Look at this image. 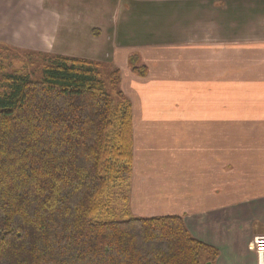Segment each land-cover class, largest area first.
<instances>
[{"label":"crops","instance_id":"0c3cea01","mask_svg":"<svg viewBox=\"0 0 264 264\" xmlns=\"http://www.w3.org/2000/svg\"><path fill=\"white\" fill-rule=\"evenodd\" d=\"M34 1L38 0H0V28L8 32L17 27L15 12L24 22L35 16L42 23L58 15L59 23L53 25L56 45L68 33L77 44L93 40L92 31L111 26L115 14L111 0L100 2L99 9L81 0L54 6L41 0L35 7ZM124 1L117 0L115 8ZM212 4L199 0L196 13L230 7L226 11H232L238 22L229 28L244 25L239 17L243 11L249 14L252 30L264 31V0ZM103 12L110 16L104 25L80 17ZM170 15L176 22L173 40L166 39L163 23L151 27L150 34L139 37L131 32L124 40L114 25L107 47L96 44L80 51L59 44L58 53L109 58L120 69V88L132 106L130 212L140 217L182 216L195 238L219 250L215 264H264V252L248 248L251 240L264 234V39L250 43L245 51L239 45L225 48L217 40L210 44L203 39L204 32L219 30L220 24L208 19L205 24L190 23L187 12ZM177 20L188 24L181 28ZM33 30L30 25L24 34L31 36ZM36 39L44 47V35ZM134 66L145 67V72H136ZM254 168L258 173L252 172ZM230 171L236 179L226 181Z\"/></svg>","mask_w":264,"mask_h":264},{"label":"trees","instance_id":"16d2710c","mask_svg":"<svg viewBox=\"0 0 264 264\" xmlns=\"http://www.w3.org/2000/svg\"><path fill=\"white\" fill-rule=\"evenodd\" d=\"M41 60L38 76L0 75V264H215L219 250L182 216H135L125 195L118 219L103 201L133 164L119 70L106 77L100 62L63 54Z\"/></svg>","mask_w":264,"mask_h":264},{"label":"rangeland","instance_id":"374dc122","mask_svg":"<svg viewBox=\"0 0 264 264\" xmlns=\"http://www.w3.org/2000/svg\"><path fill=\"white\" fill-rule=\"evenodd\" d=\"M63 0H51V1H46L47 6H54V3H60ZM117 0H111V10L114 11V15L111 16L112 23L111 26L109 24L108 27H102L103 31H98L97 29L95 32H91L92 36L94 37L93 40L86 41L83 40L81 41V37L79 35L78 37V43H75L72 41V38L70 37L71 35L65 34L61 40L58 41V45L60 44L61 48H74L75 50H88L94 45L107 47L109 44V39L110 36H112V27L115 25L113 30H116L118 32V37L120 39L127 38V36L132 32V34H137L136 36L142 37L139 34L147 33L150 34L152 33V28L153 26L157 25V23H163L165 29L168 31L166 32L165 36L166 39L173 40V32L171 29H174V26H176V22L170 19L172 16L170 15L172 11H176L177 13H186L187 15H191L189 19L191 20L190 23H200V24H205L208 23L207 19L210 20V23L216 22V24H220V26L217 25V28L219 27V30H211L207 31L206 34L204 32L203 34V39L205 41H208L210 44L213 42H216V40L219 42L218 45H221L222 47L227 48L228 46L232 45H239L242 47V50L245 51L244 47H247L250 43H256L259 41H262L264 39V31L263 30H258L254 31L251 29L249 21V14L243 13V11L237 15L241 19L242 27L240 29L234 30L229 27L233 26V22L237 23V19H235L234 14L232 11H226L229 10L230 7H226L224 2H228L230 0H208L210 4L213 2L215 3H221V7L225 6V9L218 11L215 9H211V14L208 13H202L201 11L199 14H197V7H195V4L199 2V0H125L123 3L119 4V8H115ZM234 1H242L244 2L245 0H234ZM41 0L34 1L33 6L35 7V4L38 3L40 4ZM81 2L85 6H92L94 4H97V8H101L99 5L100 2H104V0H81ZM224 4V5H223ZM106 5V4H104ZM213 5V4H212ZM73 6V3H72ZM109 5L105 6L108 7ZM212 8V7H211ZM131 9V10H130ZM166 10L168 13L167 15H155L154 12L155 10ZM210 9V8H209ZM231 10V9H230ZM249 12L248 10H246ZM226 12V13H225ZM19 13V12H18ZM97 13V9L96 12ZM4 14V13H1ZM14 14V13H13ZM168 15H170L168 17ZM262 16V15H261ZM16 19L17 17V27H10L9 31L7 32L5 28H0V75L4 72H11L15 69H19L21 72H26V71H31L33 73V76H38L40 69L42 67L43 61L42 55L43 54H60L58 53V45H56L55 39H54V32L55 29H53V25L58 24V19L60 16L58 15H53L47 17V19L41 23L37 18L34 16L33 19L29 18L27 19L28 22H24L23 16L17 14L15 12V15L13 16ZM63 18V16H61ZM81 19L85 20H97L98 22L101 21L102 24L104 25L105 23L108 22V18L110 16L106 15L104 12L100 14H96L94 16H89V15H81ZM223 17L224 20L223 21ZM168 18V19H166ZM13 19V20H14ZM181 19V18H180ZM217 19V20H216ZM171 20V21H169ZM55 21L57 23H55ZM180 22L181 28H183L188 22H182L180 20H177V22ZM261 19L259 18L257 22H260ZM263 21V20H262ZM224 22V24H223ZM245 22L247 24H245ZM109 23V22H108ZM84 25L86 22L83 23ZM27 25V26H26ZM30 25L33 26V34L28 35L24 34L26 28H28ZM152 27V28H151ZM213 28V27H212ZM12 29V31H11ZM150 30V31H146ZM46 31L47 34L44 32ZM146 31V32H145ZM140 32V33H139ZM11 33V35L9 34ZM216 34V35H215ZM12 35L14 37H12ZM42 35H44L45 39L44 41V47L40 42L38 41V38H42ZM113 35L114 31H113ZM15 36H19L18 38ZM168 41V40H165ZM26 44V45H25ZM97 49H101V47H97ZM92 60V59H90ZM109 58L102 60H94L97 62H100L102 64V68L105 71L106 77L109 71L112 68H117L112 65L109 61ZM111 64V65H110ZM121 73V72H120ZM121 90V88H120ZM114 94V93H113ZM245 165V164H244ZM238 165L236 164L234 167H237ZM227 170L229 168H226ZM231 169V168H230ZM233 169V168H232ZM246 169H244L245 172ZM247 171V170H246ZM249 171V170H248ZM252 172H257L258 169L254 168V171ZM228 178H226V181L232 179H236L235 172L230 171L229 174L226 175ZM231 176L233 178H231ZM229 182V181H228ZM226 182V184L228 183ZM130 190V178L127 179H120L113 181L112 184L108 187L104 197L103 201L105 205L107 206V209H111L112 214L117 215L118 219H122L124 209L127 207L126 203L127 201L123 199L125 195H128L129 197V191ZM124 194V195H123ZM129 203V199H128ZM124 208V209H123ZM121 210V211H120ZM116 215H114L116 217ZM113 216V217H114ZM258 227H260V224H257ZM260 237H264V234L259 235ZM255 238H258L255 237ZM255 238L253 240H255ZM251 240L249 242L248 248H250V244L253 241Z\"/></svg>","mask_w":264,"mask_h":264},{"label":"built area","instance_id":"2783aa9c","mask_svg":"<svg viewBox=\"0 0 264 264\" xmlns=\"http://www.w3.org/2000/svg\"><path fill=\"white\" fill-rule=\"evenodd\" d=\"M250 248L252 251L263 253L264 252V237L255 238V240L251 242Z\"/></svg>","mask_w":264,"mask_h":264}]
</instances>
